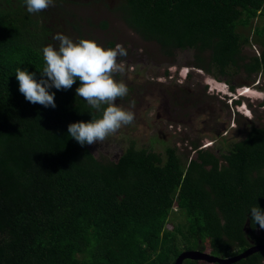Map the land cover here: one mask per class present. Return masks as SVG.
I'll list each match as a JSON object with an SVG mask.
<instances>
[{"label": "trees", "instance_id": "trees-1", "mask_svg": "<svg viewBox=\"0 0 264 264\" xmlns=\"http://www.w3.org/2000/svg\"><path fill=\"white\" fill-rule=\"evenodd\" d=\"M91 1L86 5L106 0ZM70 3L85 5L55 0L32 17L25 0H0V264H171L184 251L228 258L264 244L249 213L264 209V127L245 120L247 137L228 151L196 141L195 157L169 148L164 158L133 144L113 161L68 133L95 113L77 97L79 80L68 90L50 89L55 108L26 100L17 68L39 81L42 50L58 47V32L86 38L64 11ZM111 12L168 58L194 51L196 66L226 80L233 93L264 73V26L253 29L264 22V0H116ZM98 26L110 29L106 21ZM254 44L261 53L246 56ZM240 74L246 78L237 83ZM175 213L186 223L174 224ZM237 264H264V251Z\"/></svg>", "mask_w": 264, "mask_h": 264}, {"label": "rangeland", "instance_id": "rangeland-1", "mask_svg": "<svg viewBox=\"0 0 264 264\" xmlns=\"http://www.w3.org/2000/svg\"><path fill=\"white\" fill-rule=\"evenodd\" d=\"M81 1L85 5L70 3L63 7L84 28L82 35L104 47L113 39L127 49L128 55L119 58L125 64V71L117 79L125 81L129 92L117 103L135 112L133 123L105 141L91 145L95 157L117 161L136 144L138 149H150L164 158L167 149L178 148L181 154H189L190 159L195 157L193 142L198 141L201 148L207 147L215 153L228 151L247 137L252 126L264 127V108L260 106L264 99V73L251 83L249 92L239 89L233 93L226 80H217L196 66L194 51H176L173 58H168L158 44L145 42L123 23L120 14L111 12L116 0L89 6L86 4L91 0ZM103 21L110 24L108 32L98 26ZM263 26L264 22L258 20L253 29ZM58 33L79 40L71 30ZM248 34L249 30L243 31V35ZM260 53L259 45L245 48L246 56ZM245 78L240 74L235 81L240 83ZM238 101L241 105H237ZM245 120L251 123L250 128ZM172 220L174 224H184L187 218L175 213Z\"/></svg>", "mask_w": 264, "mask_h": 264}, {"label": "clouds", "instance_id": "clouds-1", "mask_svg": "<svg viewBox=\"0 0 264 264\" xmlns=\"http://www.w3.org/2000/svg\"><path fill=\"white\" fill-rule=\"evenodd\" d=\"M25 3L29 13L55 6V0H25ZM54 39L59 42L58 47L50 44L42 50L45 65L39 70V81L36 72L16 70L19 90L26 100L55 108V92H50V89L68 90L79 80L77 97H82L95 113H100L97 118L95 113L90 112L92 119L89 122L80 121L68 126L71 138L81 146L103 142L122 127L133 123L135 112L117 103L129 92L125 81L117 79V75L125 71V64L119 58L128 55L127 49L121 44L106 48L95 39L76 41L63 33H57ZM244 89L245 93L250 91V88ZM132 103L134 106L135 101ZM249 213L254 229L258 226L264 230V209L253 206Z\"/></svg>", "mask_w": 264, "mask_h": 264}, {"label": "water", "instance_id": "water-1", "mask_svg": "<svg viewBox=\"0 0 264 264\" xmlns=\"http://www.w3.org/2000/svg\"><path fill=\"white\" fill-rule=\"evenodd\" d=\"M264 251V244L262 245H253L248 248L244 252L232 256V257H217V255L211 254L207 251L202 250H189L184 251L174 263L171 264H185V262L189 259L197 260V261H207L209 263H217V264H237L250 258L251 256L261 253Z\"/></svg>", "mask_w": 264, "mask_h": 264}, {"label": "built area", "instance_id": "built-area-1", "mask_svg": "<svg viewBox=\"0 0 264 264\" xmlns=\"http://www.w3.org/2000/svg\"><path fill=\"white\" fill-rule=\"evenodd\" d=\"M243 90H244V93H245L246 90H245V89H243ZM241 94H242V93H241Z\"/></svg>", "mask_w": 264, "mask_h": 264}, {"label": "flooded vegetation", "instance_id": "flooded-vegetation-1", "mask_svg": "<svg viewBox=\"0 0 264 264\" xmlns=\"http://www.w3.org/2000/svg\"><path fill=\"white\" fill-rule=\"evenodd\" d=\"M263 101H264V99L262 100V103H263ZM262 103H261V104H262ZM263 108H264V107H263Z\"/></svg>", "mask_w": 264, "mask_h": 264}]
</instances>
